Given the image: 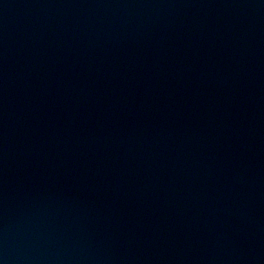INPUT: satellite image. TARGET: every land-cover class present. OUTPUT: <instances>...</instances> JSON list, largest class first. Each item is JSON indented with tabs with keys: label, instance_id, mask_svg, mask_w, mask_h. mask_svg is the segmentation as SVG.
Wrapping results in <instances>:
<instances>
[{
	"label": "water",
	"instance_id": "95a60500",
	"mask_svg": "<svg viewBox=\"0 0 264 264\" xmlns=\"http://www.w3.org/2000/svg\"><path fill=\"white\" fill-rule=\"evenodd\" d=\"M0 264H264V0H0Z\"/></svg>",
	"mask_w": 264,
	"mask_h": 264
}]
</instances>
